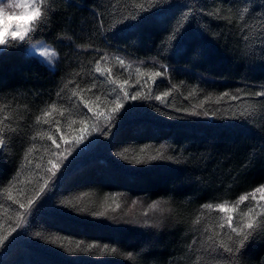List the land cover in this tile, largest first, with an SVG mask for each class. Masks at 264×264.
<instances>
[{
    "label": "trees",
    "instance_id": "obj_1",
    "mask_svg": "<svg viewBox=\"0 0 264 264\" xmlns=\"http://www.w3.org/2000/svg\"><path fill=\"white\" fill-rule=\"evenodd\" d=\"M50 8L31 44L57 52L53 67L27 42L0 48V115L11 117L0 149V234L8 237L0 264H230L208 241L226 239L219 218L227 214L202 206L231 204L264 186V96L253 95L264 92V0H50ZM97 60L129 80L128 97L107 72L93 71ZM153 71L162 76L149 80ZM76 85L85 89L80 97L71 96ZM117 93L123 107L105 126ZM52 103L90 118L86 128L77 119L69 129V112L47 117L59 148L32 139L49 129L36 117ZM50 159L60 165L54 176ZM29 198L28 210L20 208ZM257 200L232 213L234 224ZM239 264H264V236L246 242Z\"/></svg>",
    "mask_w": 264,
    "mask_h": 264
},
{
    "label": "snow or ice",
    "instance_id": "obj_2",
    "mask_svg": "<svg viewBox=\"0 0 264 264\" xmlns=\"http://www.w3.org/2000/svg\"><path fill=\"white\" fill-rule=\"evenodd\" d=\"M141 9H143V5L140 6ZM19 9V11H14L12 13H7L6 9ZM51 11L50 8V0H12V2H6V0H0V47H15L16 42H27L28 44H31L32 37L34 34L39 31L44 24L47 21L49 12ZM11 21V23H10ZM174 38V36H173ZM11 41V42H10ZM39 55L43 57L48 64H52L54 60L57 58V52L55 50L49 49V48H43ZM104 61H107L109 58L107 56H104L101 58ZM119 65L124 66L125 61L119 57L116 58ZM131 65H128V68H130ZM94 72L98 73L100 76H105V73L107 72L108 75L105 77L106 81L110 84L116 85L120 92H123V96L126 98L129 96V93L125 91L124 86L129 83L128 79H125L123 81H118L115 77L112 76L111 69L108 67H101L100 60H97L94 65ZM137 74H142L140 68L135 69ZM148 79L151 80L153 77H160L162 76L161 72L153 71L147 73ZM154 82V81H153ZM69 83H73L72 81H69ZM137 84L140 83L139 79L136 82ZM147 81H145V84ZM96 84L93 83L87 90L91 91L93 88H96ZM144 85H141L143 87ZM85 91V89H81L79 85H76L75 88L71 91L72 97H80L81 93ZM59 95V93H58ZM225 96H228V93L224 94ZM253 95L259 97L264 96V92H257ZM142 93L140 91H137L131 95L132 100H136L138 97H141ZM169 96L168 92H164L162 95H157L154 98L158 101H162L165 97ZM144 99H149V95H144ZM101 96H96V100H100ZM107 99V97H105ZM232 99H236L235 96L232 97ZM83 103L84 108L88 109V112H94V108L91 106L89 102L83 101L81 98L80 101ZM113 105H115L112 109L111 114L107 115L105 117V120L107 121L105 126L110 125L112 119H114V114L119 111L123 107V101L120 97L119 93L116 94V97L109 101ZM5 109V106L0 105V113H3ZM59 112V115L61 117L64 116L65 112H69L68 117V128L71 129V125L75 124L77 122V119H79V122L82 125H85V128L88 125L89 117L85 114L82 118L77 117L73 118L72 116V109L71 108H64L63 106H57V104L52 103L49 105L48 108L41 111V114L36 117V123L37 124H48L50 125L49 129L47 131H41L38 132L36 136H33L32 139L36 140L37 137L44 138L46 137L47 140H50L53 145H56L57 148H59V144L57 143V140L54 138V134L51 129V122L47 119L53 112ZM241 115H245V112H241ZM250 114V113H248ZM11 117L8 115H0V149H3L6 146V135L5 132L10 128V125L6 123L8 119ZM56 132H61V121L57 120L56 122ZM85 128H81L79 131L83 134L85 133ZM12 131H15V129H11ZM92 131H101V129L98 127L97 124L93 123L91 125ZM60 140L64 141L65 143H68V138L66 135H60ZM76 143H80L83 140V135L79 137H75ZM36 145L33 144L30 146L26 153V159L31 156L33 150L35 149ZM47 151V147L45 148ZM67 151V150H65ZM143 151V150H142ZM51 155L53 156H59L60 153L52 152ZM160 157L158 156H152L150 159L155 160ZM137 163L142 162L141 160H136ZM48 164L51 165L50 168L47 169L48 172H50L53 176L55 175V170L59 168V162H54L53 160H49ZM37 168H40L41 165L37 164ZM48 185V179L46 178L44 180V184L40 186V193H43L45 191V188ZM12 187H15V183H13ZM11 188L8 189L9 193V199H11ZM256 193H260L259 200H264V186L257 187L252 193L241 195L238 200H236L234 203H229L227 201L212 204L208 203L203 205L202 207L207 210H215L219 213H226V216H221L219 227L223 229L225 225H227L228 229H230L229 232L224 233L223 235L226 237V239L221 238L219 240H216L213 235L208 236V241L211 242L214 246L220 248L223 250V252L228 253L229 257L232 258L230 261V264H239V257H240V251L245 247L246 242L250 240L253 236H264V219L257 220L255 217H264V205L259 203V200H257ZM253 200H257L256 206L248 205L246 206V210H241L240 212V220L237 221L234 224V216L232 213H235L241 204H243L245 201L249 200V198ZM15 202V201H14ZM33 199L29 198L27 200V205L24 203H20L19 207L24 208L26 211L28 210V206L33 204ZM259 207L261 209L260 212L256 211V208ZM153 209H159V204L152 205ZM162 211V210H161ZM100 215H103L102 213ZM147 215V214H145ZM17 216L21 221H23L24 216L21 213H17ZM201 222V217L198 216L194 223L199 224ZM145 223H148L145 221ZM16 227H19V225H16ZM11 231H15V228H12ZM11 231L9 232V235L11 234ZM205 231H209V228H205ZM6 235L0 234V246L4 245L5 240H7ZM238 238V239H237ZM77 248L80 247L79 244L76 245ZM94 247V245H90L89 248ZM113 252L115 249L112 250Z\"/></svg>",
    "mask_w": 264,
    "mask_h": 264
},
{
    "label": "rangeland",
    "instance_id": "obj_3",
    "mask_svg": "<svg viewBox=\"0 0 264 264\" xmlns=\"http://www.w3.org/2000/svg\"><path fill=\"white\" fill-rule=\"evenodd\" d=\"M6 2H12V0H6ZM14 11H19V9H15V8H12V9H6V12L9 13V14L12 13V12H14ZM10 23H11V21H10ZM0 48H1V47H0ZM43 48H49V49H51L48 45H46L45 43L39 41V42H36V43L31 44V46L29 47L28 50H29V53H30L31 55H33V56H35V57L41 59V60L44 61L48 66L53 67L55 60H54V62H53L52 64H48L47 61H46L43 57H41V56L39 55V52H40Z\"/></svg>",
    "mask_w": 264,
    "mask_h": 264
}]
</instances>
